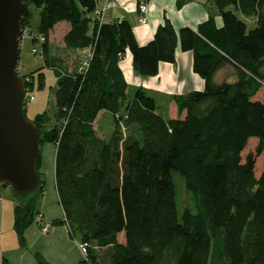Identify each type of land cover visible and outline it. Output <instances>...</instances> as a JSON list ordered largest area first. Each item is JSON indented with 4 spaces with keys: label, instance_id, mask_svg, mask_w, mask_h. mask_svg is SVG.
Wrapping results in <instances>:
<instances>
[{
    "label": "trees",
    "instance_id": "1",
    "mask_svg": "<svg viewBox=\"0 0 264 264\" xmlns=\"http://www.w3.org/2000/svg\"><path fill=\"white\" fill-rule=\"evenodd\" d=\"M98 1L23 0L40 11L37 32L47 39L45 53L61 22L70 25L66 47L92 53L86 68L55 71V115L45 112L32 121L40 145L57 147L59 203L72 235L88 243L90 264H264V170L256 176V159L264 154V101L257 99L264 91V0H213L221 27L214 15L197 31L176 32L166 21L145 46L129 21L99 23ZM30 19L29 11L23 30ZM179 46L193 53V70L205 89L176 97L186 116L166 119L143 89L129 98L119 64L130 51L135 71L153 77L161 62H175ZM225 65L236 69L237 79L216 84ZM37 73L42 87L43 73ZM22 77L29 79V93L35 74ZM102 111L115 119L109 142L94 127ZM252 138L258 139L256 151L244 158ZM41 166L40 155V187L14 209L21 246L43 214L37 211L44 195ZM173 171L193 205L181 218Z\"/></svg>",
    "mask_w": 264,
    "mask_h": 264
},
{
    "label": "crops",
    "instance_id": "2",
    "mask_svg": "<svg viewBox=\"0 0 264 264\" xmlns=\"http://www.w3.org/2000/svg\"><path fill=\"white\" fill-rule=\"evenodd\" d=\"M141 2L147 4V12L144 15L146 19L145 24L140 22L143 16L139 10ZM179 2H181L180 5ZM97 11L100 16L99 23L102 24H111L124 20L129 21L132 25L135 39L140 46L149 44L154 39L159 26L164 25L166 21L170 22L176 32H179L182 28H190L193 31H197L200 24L214 15L217 26H222V19L218 14L213 0H99ZM240 18L244 19L241 15ZM246 21L252 23L251 25L254 24L253 19H248ZM56 28H62L58 35L61 43L57 47L58 51L56 52L60 57L58 66L62 73L72 74L77 67L86 62L89 50L67 48L64 43V36L69 31L70 25L64 22L58 23L50 32L48 51L46 53L44 52L47 55V66L50 65L48 60L50 59L51 47L54 44V30H56ZM119 65L128 84L129 98L133 97L137 89H143L149 97L155 100L158 107L157 112L166 119L184 118L186 116V112L179 114L178 106L175 101L176 97L187 95L192 92H201L205 89V81L193 70V53L181 50L180 46L176 50L175 62H161L157 75L153 77H142L135 71L133 67V57L130 51L126 52ZM236 79V69L231 65H225L218 70L214 81L216 84H222L224 82L232 83ZM104 112L105 111L100 112L99 116L105 114ZM42 169L41 166V174H43ZM3 194L4 193H0L1 243L6 240V234L8 233L10 235L15 234L16 239H18L14 230V209L18 203L12 199L10 195L5 194L3 196ZM43 215L45 216L44 213ZM45 220L47 221L46 218ZM21 247L22 246L17 247L15 242L12 252H15L18 258L11 260V263L10 260L3 256L1 264H24L27 253L22 251L23 248ZM63 255L65 257L64 260L69 262L68 259H70L72 255L68 254V257L65 254ZM74 259H77V257ZM73 264H76V262H73Z\"/></svg>",
    "mask_w": 264,
    "mask_h": 264
},
{
    "label": "rangeland",
    "instance_id": "3",
    "mask_svg": "<svg viewBox=\"0 0 264 264\" xmlns=\"http://www.w3.org/2000/svg\"><path fill=\"white\" fill-rule=\"evenodd\" d=\"M30 23L27 27L32 32H37V27L40 22V11L35 6H30ZM67 23V22H64ZM250 25L252 23H249ZM252 27V26H251ZM62 28H56L54 30V44L51 47L50 59L48 60L50 65L47 66L45 60L47 55L42 50L41 44L34 43L27 36L23 37L20 48V59H19V71L21 76H25L31 73L35 74L34 85L29 88V94L34 96V101H26L25 109L27 119L33 121L38 114L48 113L50 117H54L56 112L55 93L57 88V77L55 71L61 72L58 66L59 56L56 53L58 46L61 43L58 37ZM33 47L39 50V54L34 55L32 53ZM39 70L43 73V86L40 87L39 79L40 76L37 73ZM32 89V90H30ZM257 99L264 101V91L261 90ZM97 119L95 124V130L98 136H101L105 141L109 142L115 131V119L109 112H104ZM258 139L252 138L249 140L247 149L243 152L245 158L250 153H255ZM57 147L52 143H42L40 145V155L42 163L43 181L45 194L38 200L37 211L45 214L47 222L52 225L48 233H44L37 218L35 222L25 232V243L22 245V251L27 254L24 264H39L38 256L42 257L48 264H80L84 257L80 251V243H82L80 235H72L70 230L65 224L54 225L53 222L56 220L64 219V213L62 206L59 203V199L55 187V161H56ZM256 164V176L264 170V154L257 157ZM173 182L175 184L177 192V209L179 218L182 217L186 208L193 207L191 202V196L186 192L182 176L176 172H172ZM0 193L8 194L18 204L26 203L24 198H16L8 187L0 186ZM2 195V194H1ZM42 210V211H41ZM54 220V221H53ZM62 226V227H61ZM6 240L0 242V264L2 263V257H6L8 260L18 258L15 252H12L14 244L16 242L17 247L21 246L16 235L6 234ZM119 241L124 242V233L119 236ZM22 253V252H20ZM65 254H71L69 262L64 260ZM17 255V256H16ZM77 257V259H74ZM12 263V261H11Z\"/></svg>",
    "mask_w": 264,
    "mask_h": 264
},
{
    "label": "water",
    "instance_id": "4",
    "mask_svg": "<svg viewBox=\"0 0 264 264\" xmlns=\"http://www.w3.org/2000/svg\"><path fill=\"white\" fill-rule=\"evenodd\" d=\"M28 15L23 0H0V186L20 199L37 192L41 182L38 128L27 119L26 80L18 72Z\"/></svg>",
    "mask_w": 264,
    "mask_h": 264
},
{
    "label": "built area",
    "instance_id": "5",
    "mask_svg": "<svg viewBox=\"0 0 264 264\" xmlns=\"http://www.w3.org/2000/svg\"><path fill=\"white\" fill-rule=\"evenodd\" d=\"M139 10H140L141 14L143 15L141 17L140 22L142 24H145L146 23V19H145L144 15L147 12V4H145L144 2H141V4L139 5ZM24 36H27L32 41L35 40L36 43L41 44L42 47L47 42V39L45 38V36L43 34L38 33V32H32L30 29L23 30V33H22V36H21V42H22ZM42 50H43V48H42ZM32 53L34 55H37V54H39V50L36 47H33ZM91 56H92V53L89 50L86 62L81 65L82 68H86L88 66V62H89L88 59H90ZM18 72H19V75L21 76L19 68H18ZM27 81H29L28 78L26 79V82ZM25 101H34V96L32 94L28 93L27 88H26ZM37 222L39 223L40 227L42 228V231L44 233H48L51 225L46 220H44V215L43 214H39L38 215ZM64 223L67 226V221H66L65 218H64ZM67 228H68V226H67ZM79 245H80L81 254L84 257L83 260L86 262V264H90V262H89V245H88V243L82 242Z\"/></svg>",
    "mask_w": 264,
    "mask_h": 264
}]
</instances>
